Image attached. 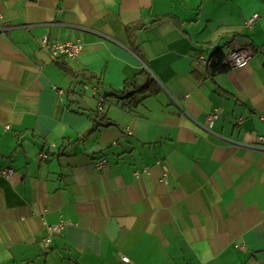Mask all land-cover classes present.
Returning <instances> with one entry per match:
<instances>
[{
    "label": "crops",
    "instance_id": "crops-1",
    "mask_svg": "<svg viewBox=\"0 0 264 264\" xmlns=\"http://www.w3.org/2000/svg\"><path fill=\"white\" fill-rule=\"evenodd\" d=\"M263 114L264 0H0V264H264Z\"/></svg>",
    "mask_w": 264,
    "mask_h": 264
},
{
    "label": "built area",
    "instance_id": "built-area-1",
    "mask_svg": "<svg viewBox=\"0 0 264 264\" xmlns=\"http://www.w3.org/2000/svg\"><path fill=\"white\" fill-rule=\"evenodd\" d=\"M259 19L257 14L252 15L246 20V27L251 28L255 22ZM41 46L46 48L47 51L51 54L53 58L59 57H66L69 59H75L79 53L82 51L83 46L78 41H69V42H58V41H50L46 37L41 40ZM253 55V51L249 47H242L239 44H234L230 51L224 56L223 63L226 65L230 70L232 69H240L248 65L249 61L251 60ZM197 62L200 65H204L206 63V59L200 55L197 57ZM102 100H99V110L102 109ZM219 112L214 110L213 112L209 113L207 116L208 120V127H210L214 120H216L219 116ZM263 125H264V114L260 117ZM242 119L238 118L236 123H241ZM264 140L263 138H259V141ZM41 158H45V155L42 154ZM107 166V161L104 158H97L93 162V167L96 171H102ZM147 168L143 169V172H146ZM13 170L11 169H2L0 170V175L3 177L9 178L13 174ZM134 176L138 178L140 174L138 172L134 173ZM62 225H57L50 227L49 231L51 233H57L62 227ZM50 239L46 238L42 240L43 247H47L49 244ZM122 264H135L127 257H121Z\"/></svg>",
    "mask_w": 264,
    "mask_h": 264
},
{
    "label": "trees",
    "instance_id": "trees-1",
    "mask_svg": "<svg viewBox=\"0 0 264 264\" xmlns=\"http://www.w3.org/2000/svg\"><path fill=\"white\" fill-rule=\"evenodd\" d=\"M166 17H161V18H157L155 20H153L152 22H150L148 25H153L159 21H162L164 20ZM133 25H128L125 27V31L128 35L131 34L132 30H133ZM224 56L225 54L222 53L221 50H215L214 53H212V55H210L208 57V59H206V63L203 65L206 70H208L212 75H215V74H221V73H225V72H228L230 69L224 65L223 63V59H224ZM56 64L59 66V68L64 72V73H70L74 78L75 77H78V76H83V77H86V73L81 71L79 73L77 72H71L68 68L65 67V64L62 63V62H56ZM138 79V77H137ZM91 80V78L89 79ZM139 92V91H138ZM95 94V93H94ZM119 93H112L111 95L109 96H114V97H119L118 95ZM134 93H130L129 95H127L126 97H124L123 99L124 100H127L129 101V104L128 105H133L135 106L137 103H139L141 101L140 100H137L135 99L136 97H134ZM105 97H102V96H99L98 97V104H99V100H102V104L101 106L103 107L104 104H105ZM126 102L123 103V106H128ZM102 110V109H101ZM99 110V106H98V111H101Z\"/></svg>",
    "mask_w": 264,
    "mask_h": 264
},
{
    "label": "bare ground",
    "instance_id": "bare-ground-1",
    "mask_svg": "<svg viewBox=\"0 0 264 264\" xmlns=\"http://www.w3.org/2000/svg\"><path fill=\"white\" fill-rule=\"evenodd\" d=\"M50 242V241H49ZM43 246V245H42ZM48 246V245H47ZM45 248V247H44Z\"/></svg>",
    "mask_w": 264,
    "mask_h": 264
}]
</instances>
